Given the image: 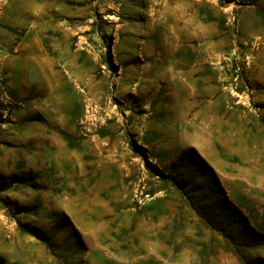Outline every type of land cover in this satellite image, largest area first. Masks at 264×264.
Segmentation results:
<instances>
[{
	"label": "rangeland",
	"instance_id": "rangeland-1",
	"mask_svg": "<svg viewBox=\"0 0 264 264\" xmlns=\"http://www.w3.org/2000/svg\"><path fill=\"white\" fill-rule=\"evenodd\" d=\"M0 174V264H264V0H0Z\"/></svg>",
	"mask_w": 264,
	"mask_h": 264
},
{
	"label": "trees",
	"instance_id": "trees-1",
	"mask_svg": "<svg viewBox=\"0 0 264 264\" xmlns=\"http://www.w3.org/2000/svg\"><path fill=\"white\" fill-rule=\"evenodd\" d=\"M179 158V163L175 162L173 164V168L177 172L184 167H189V165H203L206 169H209L212 174V181L207 182L206 180H204V178L198 176L197 178L202 179L201 183H193L195 188L199 190L200 194H202L206 198L204 200L205 203H202L197 207V212L199 213V215L203 218L205 217V220L211 223L214 228H218V223H221L223 225V230H230L232 232L229 233V236H231L232 238H248L250 236L248 229L244 228L242 222H239L240 220L238 219H241V214L237 212V210H235V207L233 206V204H231V202L225 203L224 200L220 198L218 199L216 197L217 191L219 190V188H221V186L217 184V178L212 166L207 163V161L203 157H201L195 149L184 150ZM26 182L27 177L24 175H14L10 177V183L23 184ZM221 202L224 205L223 209L222 206H219ZM225 213L228 214L227 217H225ZM23 228L27 229L31 234H34L36 237L44 240L40 235L39 229H28L26 226H23Z\"/></svg>",
	"mask_w": 264,
	"mask_h": 264
},
{
	"label": "crops",
	"instance_id": "crops-1",
	"mask_svg": "<svg viewBox=\"0 0 264 264\" xmlns=\"http://www.w3.org/2000/svg\"><path fill=\"white\" fill-rule=\"evenodd\" d=\"M192 146H194V145H192ZM192 149H195V148L193 147ZM10 177L11 176L6 177V176L0 174V180H2V182L4 181V183H6V180L8 182V180H10ZM0 184H2V183H0Z\"/></svg>",
	"mask_w": 264,
	"mask_h": 264
}]
</instances>
